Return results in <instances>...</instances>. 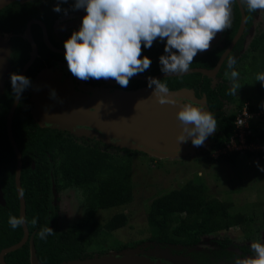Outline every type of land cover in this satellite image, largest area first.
Listing matches in <instances>:
<instances>
[{
	"label": "trees",
	"instance_id": "obj_1",
	"mask_svg": "<svg viewBox=\"0 0 264 264\" xmlns=\"http://www.w3.org/2000/svg\"><path fill=\"white\" fill-rule=\"evenodd\" d=\"M7 10L10 11L8 8ZM4 13L5 11H0V30L7 31L8 26L13 24L11 19H13L14 12H9V16ZM237 23L238 11L233 4L230 35L236 29ZM14 27L17 28L16 25ZM258 43L264 48V33L261 34L254 46ZM220 52L221 50L210 53L205 58H194L191 67L211 68ZM221 67H223V64ZM164 83L170 88H177L182 84H186L192 87L195 93L198 90L205 93L207 103L211 109L220 107L216 95L222 97V91L217 88L218 94H216L209 89L208 80L204 76L193 73L167 80ZM7 90L10 93L9 104L13 93L11 82ZM258 91L260 99L264 101V87L259 88ZM7 108L8 105L4 109H0V182L9 192L4 207H0V249L16 242L21 236L20 227L12 229L8 223L10 215L17 216L18 202L12 180L15 158L4 128ZM17 109L25 111L22 106H18ZM250 109L253 110V107L250 106ZM215 116L217 120V115ZM235 117L236 114L228 113L217 120L218 127L209 148L212 150L223 148L231 133ZM18 123H22L21 118L15 121L14 113L11 127L15 136L19 135L16 144L21 156H26L25 151L33 150L38 152L34 154L38 157H46V155L49 158L59 157L60 161L56 169L52 170L53 176L59 175L63 182L62 185L73 184L84 189L89 203L88 211L77 226L65 233L55 231L53 236L49 235V237L47 236L46 239L42 240L37 233L47 226L45 209L50 201V179L46 170L47 165L44 164L43 168L45 169H42L41 166L38 168L37 164L33 170L26 167L25 173L21 171L20 184L25 217L28 220L27 228L28 232L34 231L32 242L35 253L39 255L40 262L43 264H58L66 260L82 258L85 249L88 247L92 248L93 245L100 247L102 242L97 243L95 241H98L103 235L111 237L112 243L116 242L113 232L126 225V216L122 212L114 213L107 218L105 223L100 225L94 218V214L96 210H110V208L126 206L130 203V153L125 152L126 154L122 155L125 159L118 160L117 157L99 152L95 147L74 145L71 141H65L60 132L57 133L52 130H36L35 134L29 138L30 142H27L24 139L21 140L25 135L22 134ZM263 140L264 128L256 127L255 130L252 128V135L246 137L245 142L246 144L250 142L260 144ZM237 153L240 152L221 153L218 156V161L234 165L237 160ZM261 155L262 153L256 151H242V156L247 157L248 160L256 158V161H258ZM55 189L57 190V187ZM33 217L37 218L35 226L31 223ZM243 221L244 217L241 215L230 216L226 212V204L215 198L207 197L203 183H194L192 180H187L180 187L156 196L146 209L149 239L157 243L194 244L200 236L226 231L230 226L240 225ZM134 243V241H131L120 244L117 249L133 246ZM110 247L106 245V248L115 250V248ZM103 252L105 251L102 250L99 253ZM27 256L28 250L25 246L6 254L4 258L8 264H29Z\"/></svg>",
	"mask_w": 264,
	"mask_h": 264
},
{
	"label": "flooded vegetation",
	"instance_id": "obj_2",
	"mask_svg": "<svg viewBox=\"0 0 264 264\" xmlns=\"http://www.w3.org/2000/svg\"><path fill=\"white\" fill-rule=\"evenodd\" d=\"M59 0H11L9 3H7L5 6L0 8V11H5L4 14L7 16L10 15L9 12H14V16L12 22L13 24L9 25L7 28V31H2L0 30L1 34H4L7 32L6 35V45H8V58H7V63L9 67V75L7 79L3 83V87L1 89L0 93V109H4L7 105V111L4 119V128H5V121H6V116L9 111V108L12 104L14 93H12L11 100L9 101V95L8 93V88H9V83H10V76L11 74H19L23 66L29 62L28 66L26 69L23 71V76H26L30 79L31 81V86L26 88L19 100L17 101L16 107L11 115V122H10V129H11V135L12 139L17 147L16 141L19 138L18 136H15V133L12 131V117L13 114L15 113V121L21 118V124L18 123V127L20 128L22 134L25 136L21 139L24 141L26 140L27 142H30L29 138H31V135L35 134L36 130L42 131V130H52L57 133L60 132L61 137L65 141H71L74 145H76V142L74 140H71V137H75L76 139L79 140H85V141H92L94 142L93 145H86L89 147H95L98 151L100 150L101 147H104L106 149H111L114 151V148L117 150H120L122 153L117 152L120 154L117 159L118 160H123L125 159L122 155L126 154L124 152H131L135 153L137 151H131L123 148H118L114 147V143L116 142L113 139H109L108 143H103L99 140H95L94 137L89 138L87 135L86 136H79L76 134L77 131L79 130H86V128L82 126H72L71 132L69 131H63V130H58L54 129L51 127L50 124L44 122V118L40 117L38 115L37 119H34V116L31 112V104L29 103L30 98H31V93L36 90V86H41V85H51L52 88L50 91L47 92V95H51V91L54 90L55 93L61 91L64 88H67L71 91L72 94V101H76L79 99L78 95L81 96H92V93H98V92H106L108 94H112L115 91H124V92H133L137 91L143 88L146 89H151L147 86V79L148 77H154L156 79H160L161 82L163 83L167 80H172L174 78L180 77H160L161 75L165 74L160 71L161 65L159 64V57L161 55H164V44L166 41H160L157 40L153 43L152 47L150 49L144 48L142 49L143 55L147 56L151 59L152 63L151 66L148 70H146L144 73L137 74L134 77L130 79V82L126 88L120 87L114 80L108 79H100V80H95V79H89L88 81H81L77 78H75L69 71L67 67V63L64 59V46L63 42L71 35L73 31H76L79 29L80 23H81V17L85 15L84 9H79V10H73L72 5L74 3V0H68L67 3H59V7L62 9L61 12H55L53 11V8L58 4ZM236 6V9L238 11V23L236 25V29L234 32L230 35L232 29L231 27L223 32H220L219 37L216 41V43L211 45V49L208 51L214 50V51L209 52L214 53L218 50H221L219 56L225 51V49L228 48L230 42L232 41L234 35L237 32V29L240 25V11L242 12L243 16V26L241 29V33L228 51L227 55L225 56L224 60L222 61L217 73L212 77L213 79H217L218 82L215 86L210 85V80L211 78H207L208 80V86L209 89L213 90L216 94L217 91L216 89H220L222 91V97L219 95H216L220 107L218 109L214 108L211 109L210 105L207 103L206 100V95L202 91H197L196 93L194 92V89L192 87L187 86L186 84H182L181 86L177 88H169L170 92H176V91H193V97L195 99H204V108L211 112L214 117L217 115V120H220L222 116H226L228 113H233L236 114V112L241 108L242 105H247L253 107V110H255L257 113H263L264 112V101H262L259 97V88H262L261 83L259 81H256L255 77L252 76V79L249 81V76L250 72H253L254 70L252 67L251 68H246V67H241L244 70H247L245 73L239 72V74L243 75L241 79L236 81L241 85V87L238 89L236 95H229V91L231 88V84L233 83L231 79V71L235 70L234 69H229L228 68V56H232L233 54L237 52H241L242 50V45H243V39L246 36L247 32L249 29L252 27V24L254 20L257 17V14L261 11L257 12H249L246 7H242L239 4V0L234 4ZM7 8L10 10L8 11ZM240 9V10H239ZM67 10V13L65 14V11ZM264 14V11H263ZM231 24H232V12H231ZM257 24V23H256ZM255 24V25H256ZM17 26L14 27V26ZM264 33L263 31L258 32L256 35L252 36L251 40L247 44V50L251 51L254 55L256 56H264V48L263 46L258 43L256 46V42H258L259 37L261 34ZM29 40V41H28ZM219 45V46H218ZM207 52V51H206ZM207 54V55H208ZM199 58H205L203 54ZM218 56V58H219ZM239 57H244L242 54ZM217 58V59H218ZM197 59V58H196ZM217 61V60H216ZM215 61V63H216ZM264 61V58H263ZM214 63V65H215ZM223 64V67H221ZM213 65V66H214ZM253 64L251 63V66ZM212 66V67H213ZM211 67V68H212ZM190 68H202V69H211V68H204L202 66H197V67H190ZM221 68V69H220ZM237 71V69L235 70ZM30 74V76H29ZM193 74V73H190ZM187 74V75H190ZM199 74V73H197ZM201 75V74H199ZM186 76V75H183ZM203 76V75H201ZM158 77V78H157ZM205 77V76H204ZM224 77L226 79H224ZM228 77L230 78L229 80ZM174 81V80H173ZM250 86V93L252 96H250V100L247 99H239L238 94L240 93L239 91L243 88V86ZM249 87V86H248ZM245 89V88H244ZM247 89H245V92ZM26 95V96H25ZM76 95V96H75ZM184 98L181 99V97L177 98V100H187V97L183 96ZM188 101V100H187ZM258 101V103H257ZM31 102V101H30ZM254 106V104H256ZM18 106H22L25 108V111H21L19 109L16 110ZM76 106V105H75ZM226 109V113H223V109ZM24 112V114H23ZM219 112V113H217ZM23 116V118H22ZM24 119V121H22ZM18 122V121H17ZM15 129L17 130L16 126ZM18 131V130H17ZM88 131V130H87ZM216 132V131H215ZM215 132L212 134L210 137V142L209 145L212 143V137L215 135ZM6 133V131H5ZM75 133V134H74ZM89 133V132H88ZM96 134V133H95ZM33 137V136H32ZM7 138V136H6ZM8 140V139H7ZM79 143V141L77 140ZM81 146V145H80ZM18 149V148H17ZM12 150V149H11ZM19 151V150H18ZM109 152V154H113V152ZM101 152V151H99ZM26 156L22 157L20 154V172H19V186L20 190L22 193V188L20 184V174L21 171L22 173L26 172V167H28L30 170H33L35 168V165L38 164V168L41 166L42 169L43 166L47 165L46 170L49 175L50 179V187H49V195H50V201L49 204L47 205V208L45 209V214H46V219H47V226L53 229V231H57L59 233H65L69 229L73 228L74 226H77L81 219L84 217L85 213L89 209V203H88V198L86 196V192L84 189H81L73 184L71 185H62L63 182L61 181V178L59 175L53 176L52 170L56 169L57 164L59 163V157H52L49 158V156L46 155L43 157H38L35 156L34 154H37L38 152L36 151H25ZM104 153V152H103ZM130 153V156L132 155ZM140 153V152H137ZM141 154V153H140ZM107 155V154H106ZM109 156V155H108ZM45 157V159H44ZM15 158V156H14ZM15 162L16 160L14 159V165H13V175H12V180L14 177V169H15ZM45 164V165H44ZM14 185V182H13ZM51 185H53V190L55 192V197L53 198L52 193H51ZM57 187V190L55 189ZM0 191H1V200L2 202L0 203V207L3 208L5 205V199L6 196L9 194L7 190L4 188L2 183L0 182ZM14 191H15V186H14ZM64 192V193H62ZM15 195L17 198V194L15 191ZM18 202V200H17ZM63 212V218L59 217V213ZM99 212V211H98ZM97 211H95V214ZM115 212H112L110 215H105L103 218L105 219L103 223L107 220L108 217L112 216ZM124 214L127 213V210L123 211ZM17 216H18V211H17ZM24 216H25V207H24ZM95 217V216H94ZM98 217H95L97 219ZM62 220V223L59 225V221ZM64 222V223H63ZM102 223V224H103ZM100 224V225H102ZM60 228H59V226ZM62 225V226H61ZM26 230H27V239L24 241V243L21 245L20 248H24L25 246L27 247L28 250V256H29V239L33 240V234L34 231L28 232L27 224L25 225ZM149 229V227H148ZM21 230V236L19 239L12 243L16 244L17 242L20 241L22 237V229L20 226ZM228 229L226 230V232ZM222 232V231H220ZM218 234V232H217ZM53 236V235H52ZM49 237V236H48ZM202 237V236H200ZM199 237V238H200ZM150 238V233L147 238L144 240L139 241H134V245L130 246L129 248H134L137 247L138 245L150 243L151 245H157L159 247H168L172 246V251L176 248V246L180 247H190L195 245L194 244H180V243H157L149 239ZM228 242L227 239L223 240V242H219V246L224 250L223 244L226 245ZM223 243V244H222ZM9 245V246H11ZM33 245V242H32ZM8 247V246H6ZM94 247V245L92 246ZM5 248V247H4ZM125 248H127L125 246ZM2 249V248H1ZM0 249V250H1ZM17 249V250H18ZM34 249V246H33ZM151 251V250H150ZM105 253V252H103ZM8 254V253H7ZM34 254L36 259L40 262V259L38 258L39 255L35 253ZM102 253H96L93 254L90 250V247L85 249L84 255L82 258H79L78 260H83L86 258H91L94 255H101ZM227 254V253H226ZM6 255V254H5ZM4 255V256H5ZM225 256V252L222 253L221 251V256ZM3 256V261L5 264H8L6 259ZM27 256V259H28ZM169 256V255H167ZM200 256V255H198ZM222 256V257H223ZM177 258L176 256H173ZM147 260H153L156 261L155 258L149 257L147 254L144 256ZM174 259V258H171ZM75 260V259H73ZM67 261V260H66ZM160 264H187V262H173L170 263L168 261H162V259L159 260ZM174 261V260H171ZM182 261V260H180ZM29 263V261H28ZM61 263V262H60ZM43 264V263H42ZM59 264V263H58Z\"/></svg>",
	"mask_w": 264,
	"mask_h": 264
},
{
	"label": "clouds",
	"instance_id": "obj_3",
	"mask_svg": "<svg viewBox=\"0 0 264 264\" xmlns=\"http://www.w3.org/2000/svg\"><path fill=\"white\" fill-rule=\"evenodd\" d=\"M67 2L68 0H59L53 11L61 12L59 3ZM236 2L237 0H74L73 10L84 9L85 15L81 17L79 29L73 31L63 42L68 71L81 81L112 79L120 87L126 88L132 77L144 73L151 66V59L143 55L142 49H150L155 41L160 40L166 41L163 49L165 54L159 57L160 71L167 76L187 73L194 57L207 51L218 33L231 27L232 5ZM239 4L249 12L264 11V0H239ZM64 11L66 14L67 10ZM227 60L228 68L234 69L236 59L228 56ZM238 77L237 71H231L233 83L229 95H236L241 87L236 82ZM255 79L264 87V72L257 73ZM10 82L17 100L31 86L30 79L19 74H11ZM147 86L153 89L151 95L156 98V103L173 106L178 103L167 84L160 79L148 77ZM51 96L55 98L54 90L51 91ZM29 103L31 104L30 101ZM245 106L251 117L255 116V123H250L251 117L248 119L249 128L251 125L254 130L256 127L264 128L259 125L264 112L261 114L251 110L249 104ZM176 119L180 126L178 142L184 143L190 138L193 146L197 147L218 127L211 112L203 105H194L191 101L180 103ZM252 128L249 136L252 135ZM229 136L223 148L213 150L215 154L211 156L214 159L221 153L248 150H226ZM262 156L258 161L264 160V154ZM260 170L264 171V168ZM8 223L12 229H16L26 225L28 220L25 216L10 215ZM31 223L35 226L37 218L33 217ZM53 234L55 232L49 226L37 233L42 240ZM250 249L253 256L235 258L234 264H264V243L253 241ZM106 254L109 253L101 255Z\"/></svg>",
	"mask_w": 264,
	"mask_h": 264
},
{
	"label": "rangeland",
	"instance_id": "obj_4",
	"mask_svg": "<svg viewBox=\"0 0 264 264\" xmlns=\"http://www.w3.org/2000/svg\"><path fill=\"white\" fill-rule=\"evenodd\" d=\"M263 30L264 14L261 11L257 14L252 27L243 39L241 52L232 55L237 61L235 70L237 69L238 73H245L247 71L241 67H252L254 69L252 70L253 72L249 71L248 73L250 74L249 81L255 74L264 72V56H256L247 50V44L252 36ZM5 40L6 36L0 33V42L6 43ZM211 51L201 52L194 58L201 57V54L205 57ZM242 54L244 57H239ZM251 63L253 64L252 66ZM242 77L243 75L239 74L238 80ZM224 79L226 78L224 77ZM229 79L228 77L227 80ZM209 80L211 86H215L218 82L217 79L213 78ZM248 86H243L239 91L238 100H250V96H252L249 92L251 85ZM244 88L247 89L246 92ZM226 112L224 108L223 113ZM250 123H255V116L250 118ZM259 125L264 127V113L260 118ZM211 136L212 134L199 147L190 146L192 149L180 157L156 158L146 153H137L138 151L135 153L130 152L132 154L130 159V203L126 206L117 207V209L101 210L99 212L96 210L97 213L94 214L95 217H98L96 219L97 222L102 224L105 220L103 218L105 215L108 216L112 212L123 213L124 210H127L126 214L123 213L126 216V225L113 232L116 242L112 243L111 237L109 238V236L102 234L103 236L101 237L103 240L100 238L98 241H95L97 243L102 242L100 247L94 246L90 248L91 252L96 254L103 250L105 253L120 255L131 250H140L142 254H157L158 256L155 257L162 258L164 262L167 261L166 258L168 260L174 258L172 259L174 261L169 262H187V264H234L235 258L243 259L253 256L254 254L250 249V244L253 241L264 243V171L260 170V168H264V160L256 161L253 158L248 160L246 159L247 157L242 156V151H240V153H237V160L234 165L220 162L218 158L214 159L211 156V154H215L209 148ZM70 138L76 142V145L86 146L94 144L90 140L83 141L71 136ZM236 148L241 150L242 145ZM99 151L111 157H118L120 155L117 153L120 150L116 148L112 151L111 149L101 147ZM111 151L113 154H109ZM119 153L122 152L120 151ZM187 180H192L194 183H203L206 188V196L215 198L226 204V212L230 216H243V223L237 226H230L227 232L222 231L218 232V234L203 235L195 245L190 247L176 246L173 251L172 246L159 247L157 245H151L150 243L140 244L134 249L129 247L117 249V246L120 244L131 241L140 242L147 238L149 236V229L145 221V216L146 209L151 200L166 191L180 187ZM59 217L63 218V212L59 213ZM59 222L60 225L62 220ZM225 239L228 242L226 245L222 243V246H224L223 250L219 246V242H223ZM106 245L108 247L111 246L110 248H115V250L106 248ZM221 251L222 253L225 252V256H221Z\"/></svg>",
	"mask_w": 264,
	"mask_h": 264
},
{
	"label": "water",
	"instance_id": "obj_5",
	"mask_svg": "<svg viewBox=\"0 0 264 264\" xmlns=\"http://www.w3.org/2000/svg\"><path fill=\"white\" fill-rule=\"evenodd\" d=\"M9 1L11 0H8L7 2H0V8L9 3ZM240 14V25L236 34L234 35L228 48L225 49V51L219 56L215 65L211 69L190 68V70L184 74H171L169 76L163 74L160 77H177L190 73H199L207 78H212L217 73L222 61L241 33L244 20L241 11ZM219 34L220 33H218L215 39L211 41V45L216 43ZM0 43L3 44H0L1 93L3 83L9 75V67L7 63L8 46L5 43ZM211 48L212 47L210 46L209 49ZM28 64L29 62L23 66L19 75H23V71L26 69ZM62 86L63 89L59 92L61 106L57 107L56 111L52 114L43 117L44 122L50 124L52 128L71 132L72 126H82L86 128V130L77 131L76 134L79 136L87 135L89 138L94 137L95 140H99L103 143H108L109 139H113L116 141L114 143V147L146 153L156 158L180 157L187 154L188 151L192 149L190 146L194 147L190 138L184 143H179L177 140V135L180 132V126L176 119V112L180 107V103L191 101L188 95L190 94V96L193 97V91L191 90L171 92L175 98H179L183 95L187 97L188 101L178 100L176 105H172V107L167 108L165 105L156 103V98L151 95L153 89L143 88L133 92L115 91L112 94H108L106 92H93L90 97L78 95L79 99L72 101V96L74 94H72L69 89L64 88V85ZM30 93V101L32 104L31 112L34 119H37V105H39V103H37L35 99V89ZM147 94H150V96H147ZM143 96L153 98L154 103L149 105L147 103L148 99L144 100ZM200 100L203 101L204 105L203 96ZM17 101L18 100L14 95L12 104L6 116L5 131L9 145L16 160L13 182L18 199V216H24V201L19 186L20 154L12 139L10 129L11 115L16 107ZM51 193L54 198L55 192L53 190V185H51ZM1 199L0 191V203L2 202ZM21 229L22 237L20 241L0 250V264H5L3 261V256L5 254L20 248L27 239V230L25 225H21ZM141 255L142 251L131 250L129 252L121 253L120 255L106 254L83 260H67L59 264H160L159 258L155 257L158 256L157 254H150V256H154L156 258V261L151 262ZM166 260L169 262L172 259L168 260V258H166ZM28 261L29 264H42L35 257L33 245L30 239Z\"/></svg>",
	"mask_w": 264,
	"mask_h": 264
},
{
	"label": "built area",
	"instance_id": "obj_6",
	"mask_svg": "<svg viewBox=\"0 0 264 264\" xmlns=\"http://www.w3.org/2000/svg\"><path fill=\"white\" fill-rule=\"evenodd\" d=\"M251 115L247 112V108L243 105L240 110L236 112V117L233 121V130L229 136L228 143L225 146L226 150H237V146L242 145L243 149H248L264 154V141L260 144L250 142L248 145L244 144V141L249 134H251V128L247 125L248 119ZM244 144V145H243ZM261 158L263 156L261 155Z\"/></svg>",
	"mask_w": 264,
	"mask_h": 264
},
{
	"label": "bare ground",
	"instance_id": "obj_7",
	"mask_svg": "<svg viewBox=\"0 0 264 264\" xmlns=\"http://www.w3.org/2000/svg\"><path fill=\"white\" fill-rule=\"evenodd\" d=\"M8 0H0V2H7ZM52 88L51 85H41V86H36L35 90V99L39 105H37V112L40 117H45L46 115L52 114L53 112L56 111L57 107L61 106L60 100H59V92L55 93L56 96L55 98H52L51 95H47V92L50 91ZM189 95V99L193 101L194 104L196 105H203V101L199 99H195L194 97ZM146 96V95H145ZM144 97V100L148 99L147 103L149 105H152L154 103L153 98L149 97ZM147 96H150V94H147ZM183 95H181V99H183ZM142 99V97H141ZM167 108L172 107V105H165ZM204 106V105H203ZM47 118V117H46ZM176 131V128H175Z\"/></svg>",
	"mask_w": 264,
	"mask_h": 264
}]
</instances>
